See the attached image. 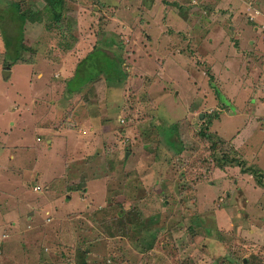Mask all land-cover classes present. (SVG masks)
Segmentation results:
<instances>
[{
	"label": "rangeland",
	"instance_id": "1",
	"mask_svg": "<svg viewBox=\"0 0 264 264\" xmlns=\"http://www.w3.org/2000/svg\"><path fill=\"white\" fill-rule=\"evenodd\" d=\"M46 1L50 8L52 2ZM72 1H80L79 6L87 4L83 6L88 7L83 15L86 12L92 15L91 18L86 16L89 22L81 17L84 24L79 27L76 4L77 19L73 21L81 29V37L97 42V46L113 40L115 44L109 42L111 47L123 50V70L128 67L129 78L124 84L114 81L115 85L110 88L107 82L98 81L95 86H85L72 94L66 93V83L62 85L65 103L59 106L56 117L52 115L56 127L51 132H58L57 127L64 128L60 133H65V129L77 132L87 127L82 118L90 115L92 121L96 119L91 129L97 127L93 133L97 134L96 139H90V145L78 146L75 140L58 138L54 146L38 143V152L33 149L28 165H25L24 148L18 150L20 159L15 169H10L9 160H0V177L3 178L0 264H264V80L257 78L248 82L247 79L264 69V20L256 24L259 31L256 30V20L249 16L253 8H249L247 23L252 30L242 27L234 34L226 32L224 42V34L219 33L218 38L214 27L209 29L203 21L212 19L218 27L232 23V17L226 13L228 7L223 8L227 3L224 0H198L207 13H201L204 15L201 21L176 15L183 4L178 0H127L137 8L132 12L126 11V0ZM99 1L103 2L104 9L97 6ZM256 2L263 5L264 0ZM13 8L18 15L16 21L14 16H4L0 11L3 15L0 26L8 32L10 41L13 33L16 39L19 37L20 22L25 35L30 20L36 21L38 17V12L31 7L14 4ZM55 10L61 14L62 5ZM64 12L65 9L63 15ZM55 13L53 9V15ZM155 16L163 20L162 26L152 19ZM196 16L200 18L198 11ZM60 18L54 17L56 21ZM49 19L57 31L59 22L53 21L51 14ZM128 25H132L129 33ZM31 28L36 27L31 25ZM29 35L21 41L25 43L28 37V44L39 43L35 38L41 35L35 31ZM206 38L209 41L205 42ZM246 39L255 42H244ZM94 52L81 49L82 61H101L99 67L119 61V51L100 54L99 58H96L99 53ZM12 53L10 51L8 57ZM134 61H146L150 73L156 71L157 75H145L146 69L134 66ZM175 61L183 64L182 70L174 69ZM186 61L189 64L186 65ZM240 61H247L250 68ZM51 63L45 66L47 70L54 67ZM65 64L69 66L71 61ZM37 66L12 67L9 94L0 106V124L8 120V108L14 101L17 117L28 115L30 110L36 114V124L47 117L33 101L35 93L47 85V78L37 80ZM208 66L222 91L232 90L230 99L210 86ZM67 70H73V66ZM1 82L7 84L2 78ZM215 98L228 103L254 101L255 108L247 103L246 111L263 115V120L245 112L237 118L232 104L228 110L224 109L228 107L226 104L202 105L203 99ZM26 99L31 100L30 103ZM51 105L47 101L48 112H53ZM214 107L220 111L204 127L198 115L205 108L212 112ZM104 108L107 112L112 109L113 115L122 111V120L112 121L101 115ZM255 116L256 122L250 121ZM231 118L232 123L228 122ZM232 126L242 132L235 133ZM6 128L9 130V126ZM201 128L225 140L218 144L220 154L235 148L233 155L249 160L246 158L244 165L234 161L228 168L221 169L211 155L209 141L199 134ZM119 129L125 130L132 146L118 139ZM171 129L177 144L185 147L180 154L173 149L174 144L165 141ZM82 132L88 130L85 128ZM108 133V139L104 140ZM232 135L241 136L237 138L240 142L244 138L239 148L231 142ZM164 136L167 137L164 139ZM37 137L41 138L42 133H37ZM0 145L7 150L4 142ZM15 152L14 148L9 149L5 155L10 157ZM44 163L57 166L49 187L37 178ZM248 166L259 171L257 175L248 174L244 188L232 175L235 172L245 176L247 173H242L241 168ZM27 168L32 180L24 177ZM23 169L26 170L22 173H14ZM50 173L45 175V182L51 179ZM83 178L86 179L84 191L67 190L72 183L81 179L84 182ZM245 182L242 179V184ZM182 183L185 188H181ZM234 191H241L237 193L238 203L234 202ZM51 192L56 199L53 203L49 198ZM184 195L188 199L185 206L182 204Z\"/></svg>",
	"mask_w": 264,
	"mask_h": 264
},
{
	"label": "crops",
	"instance_id": "2",
	"mask_svg": "<svg viewBox=\"0 0 264 264\" xmlns=\"http://www.w3.org/2000/svg\"><path fill=\"white\" fill-rule=\"evenodd\" d=\"M51 1V0H50ZM221 1V0H220ZM227 3H225L223 5V8L225 6L228 7V11L226 12L227 14H229L228 17H232V23H227L226 25L221 24L220 27L216 26V23L212 21V19L210 21L203 20L204 15L201 14L204 12V7L202 6V4L198 1V0H178L179 2H182L183 4L179 7L180 10L176 11V15L178 16H182L184 19L187 18H193V21L196 20H203L205 22V25L209 27V29L211 27H214V30L216 31L217 37L219 38L221 36V34H224V42H225V34L226 32H233V34L235 32H238L240 30V28L242 27H246V29L252 30V26H250L247 22V10L249 8H251V4H254L252 6V8L254 9V13L251 14L249 13V16L252 18H254L256 20L255 23V29L259 31V27L258 25H256L257 23H261L263 22L262 20H264V9H263V5L259 4L258 2L254 1V0H224ZM17 3L18 6L20 7H31L32 10H36V12H38L36 15L38 16L36 21H31L28 23V27L26 28L25 31V35L26 36H31L29 35V32L31 31H35L37 34H39V36L41 35V37L39 38H35V42H39V43H34V45H30L28 44V40L29 38L27 37V39L25 40V43L22 42V44L24 45L25 49L23 51V53L25 52V54H22V56H19L18 58H16L17 56V51L14 50L13 53L11 54V56L8 57L9 52L11 51V49H8L6 46V42L5 39L10 41L9 39V34L8 32L6 33V31H4L3 27L0 26V106H1V102L3 100H7V96L9 94V81L13 75V69L15 65H23V66H27V67H32L34 65H38L37 66V71L39 73H37V80H45V82L47 81V85L44 89V87H42V89H40L39 91H37L35 93V100H33L36 104V108L39 109V111H42L46 114V118L41 119V122H39L38 124L35 123V119L34 117H36V114H32L30 112H32L30 110V112L28 113V115L24 116V117H17L16 116V101H14L13 103H11L8 108V120H6L4 122V124H0V132L4 133L2 136L0 134V144H5L6 149H3L0 145V154H1V161L5 162L6 160L10 161V169H15L17 168V164H18V160L20 159V156L17 155L18 150L24 148L25 149V153L27 154V159H26V164L28 165L29 160L32 156L33 158V153L38 152V149H36L37 144L39 143V145H57L59 140H56L58 138H63V139H68L70 141L75 140L78 142V146H88L92 143V141H90V139H96L97 134H93L95 131H97V127H94L93 129H91L93 127V123L92 122H96V119H94L93 121L90 118V115L82 118L83 119V123L86 130H88V132L84 133L82 132L85 128H80L78 129L77 132H72L71 129H65L66 132L65 133H60L64 128L63 127H57V130H59L56 133L51 132L54 127H56L54 125L53 122V117H56V114L59 111V106L62 105L63 103H65V95L67 94H72L75 93L77 91H80L83 87L85 86H92V84H94V86L96 85V83L98 81H105L108 83V81L106 80V76L114 71L119 72L118 74L123 76V82H127L128 81V67L127 69L123 70V50L122 48H119L118 46L115 47H111V43L115 44L113 42V40H109L108 42L105 43H101L100 45L97 46V42L94 43L93 41L86 39L85 37H81L82 33L79 31L81 30L80 28L77 27V23H75L73 21V19H77V10L79 11V23L78 26L81 27L82 24H84V22H81V17L84 16V18L87 19V17L91 18L92 15L90 14H86L83 15V13L85 12L84 10L88 9V7L85 9L83 8L84 5L87 4H83L82 6H79V4L81 5L80 1L79 3H75L72 0H63V3L60 5H55L50 4V8H48V3L46 0H0V11H2V13H4V16H14L12 17L13 19H15L16 21V16L17 15V11L15 12L14 7V3ZM52 2V1H51ZM126 4L128 6V8L126 9L127 12H132L134 10H136L137 8L135 7V5L133 4V2H129L126 0ZM20 3V4H19ZM76 4L78 5V9L76 10L75 8L77 7ZM62 5V12L60 14L61 18L59 21H56L54 19V15H53V9H57V7H60ZM178 5V4H177ZM73 6V8L71 7ZM90 6V5H89ZM100 8L104 9L103 6V2L99 1L98 5ZM95 6V7H97ZM169 7V6H168ZM239 7V8H237ZM171 8V7H169ZM262 8V9H259ZM65 9L64 15H63V11ZM76 10V11H75ZM100 11V10H98ZM197 11L200 13V18L196 16ZM262 11V12H260ZM56 12V10H55ZM142 13V12H141ZM140 13V15H141ZM205 13V12H204ZM261 13V14H260ZM50 14L52 15V18L54 19L53 21L55 22H59V26L57 31H55V28L52 27L50 25ZM207 14V13H205ZM40 15V16H39ZM90 15V16H89ZM233 15V16H232ZM87 16V17H86ZM0 17H3V15H0ZM42 17V18H39ZM63 17V18H62ZM148 18V17H147ZM34 19V18H32ZM150 19V18H148ZM154 21H156L158 23V21L160 22V25H163V20L160 19V17L155 16L154 18H152ZM262 19V20H261ZM29 21V20H28ZM137 21V20H136ZM135 21V22H136ZM87 22L88 19H87ZM132 25H128L126 27L127 29V33H129L128 30H131L132 27H134V24ZM27 24V23H26ZM25 25V24H24ZM31 25H33V27H36L35 29L31 28ZM159 25V28L161 27ZM26 26V25H25ZM24 26V27H25ZM132 26V27H131ZM145 26H148L147 23H145ZM226 26V27H225ZM24 29V28H23ZM22 32V30H21ZM221 33V34H219ZM45 36H42V35ZM231 34V33H229ZM237 36H240L239 38H241L240 33H237ZM25 35H23L22 37L24 38ZM32 35L34 36L35 34L32 33ZM210 36V35H209ZM12 37V41H16V37L15 34L13 33L11 35ZM209 39H212L210 37H208ZM206 38V41H209V39ZM37 39H40V41H37ZM221 40V39H220ZM220 40L218 41L217 46L220 43ZM244 42H255V40H243ZM18 42V41H16ZM111 42V43H109ZM41 44V45H40ZM119 45V44H116ZM118 48V49H117ZM81 49H88L89 52L95 51L94 53H99L98 55H96V58H99L100 54H108V52L110 51H119L120 54L119 56V61H117L116 63H113V65H107L106 66H102L99 67V63L101 61H82L81 59V55H80V50ZM99 49V50H97ZM114 49V50H113ZM241 51V49L239 50ZM236 55L238 56V54L236 53ZM244 55L241 51V56ZM117 56V57H118ZM180 58H182L181 55H179ZM240 57V56H238ZM226 59V56L223 58V60ZM96 60V59H95ZM244 60V58H243ZM54 61V62H52ZM65 61H71V66H73V70H67L69 66H67L65 64ZM52 62V63H51ZM87 62V63H85ZM225 63L228 62V64L231 63V61H223ZM52 64V68H50L49 70H47L45 68V66H48V64ZM240 63L242 65L247 64L246 68L249 67L247 61H240ZM175 66L174 69H178V70H182L181 68H183V64L181 62L175 61ZM185 64H189L187 63V61L185 62ZM134 66L138 67V68H145L146 71H148V73H146L145 71V75L151 76L154 75L156 73V71H154L153 73H150V71L148 69H150L149 65H147L146 61H134ZM185 66V65H184ZM212 67V65H210ZM13 67V69H12ZM211 67L208 66L207 68V75L209 76V84L211 87H215L217 88V93H219L222 97H227V98H231L232 96V90L230 89L229 91H226L227 93H225L224 91H222V86L219 87V85H217V83L215 82V71L214 68L212 67V72L214 73V75L211 73ZM244 67V66H243ZM134 68V67H133ZM250 68V67H249ZM173 69V70H174ZM125 71V72H124ZM235 71V70H234ZM56 72V73H55ZM185 72H188L185 70ZM190 73V71H189ZM243 73V71H242ZM56 74V75H55ZM157 75V73L154 75V77ZM247 77V76H246ZM1 78L7 82V84H3L1 82ZM49 78H51L49 80ZM257 78H262L264 80V69L261 68L258 72L257 75H253V76H248L247 79L250 81H254ZM56 80V82H55ZM84 82V84H82L79 88V90H76L74 92L70 91L68 89V83L71 82L75 85H79L81 82ZM66 86V93H64L63 89H62V85ZM122 83V84H124ZM37 86V85H35ZM107 86V85H106ZM109 87V86H107ZM110 88V87H109ZM121 88V86H120ZM119 88V89H120ZM255 88V86H254ZM112 90V88H111ZM239 96V95H238ZM264 96V95H263ZM202 97V96H201ZM244 98V97H243ZM246 99V98H244ZM243 99V100H244ZM26 101L28 103H30L31 100H27ZM47 101H49L52 105V110L53 112H48L47 109L45 108L47 105ZM202 105L205 106H212L213 104H226L228 107L224 106V109L228 110L229 109V104H232V106H234L235 108V112L237 114V118L240 117V113L241 112H245L247 115L250 114H255L252 112H247L246 109L248 107V105L250 104L253 108H255L256 103L253 101L251 102L250 100L245 103H243V101H238L237 103H231V101L225 102L223 101L222 98H215V99H211V100H202ZM208 102V103H207ZM200 105V104H198ZM245 105V107H244ZM79 106V104L77 106H75V108H77ZM61 108L63 109V106H61ZM29 109H31V107H29ZM213 111L209 112L208 109H204L201 110L199 113V121L200 124L201 122H203L204 124H202L204 127H207L209 125V123L211 122L212 119L215 118V113L220 111L217 107L212 108ZM110 112V113H109ZM107 112L106 108H104L103 112L101 113V115H105L107 116L109 119H111L112 121H118V119H121V115H122V111L119 112L116 115H113L112 109H110V111ZM254 112V110H253ZM34 113V111H33ZM257 117L261 118L263 120V115H258L255 114ZM213 116V117H212ZM256 116L250 120V121H255L256 122ZM28 117V118H27ZM122 120V119H121ZM38 122V121H37ZM228 122H233L232 118L228 119ZM50 124L51 125L50 127ZM7 126H9V130H7ZM237 127H233L232 126V130L236 129ZM119 134L118 139H120L122 142L129 144L130 146H132L133 144L130 143L129 139H128V135L126 134L125 130L123 129H119ZM74 131V130H73ZM235 133H241L242 129H236L234 131ZM37 133H42V137L38 138L37 137ZM203 133H206L202 130V128L199 130V134L202 135V137H204L207 141H209L211 148H210V152L211 155L214 157V155L216 153H219V146L218 144L220 143L221 145V141L224 143V139L221 137H218L217 135L213 134V133H207V137L203 135ZM101 134H104L103 132H101ZM211 134L213 135L214 139H210L209 135ZM113 137H116L115 134H111ZM175 133H173V130L171 129L170 132L168 133V137L164 136V139L166 138L165 141L168 142V144L173 143L175 145L176 143V139H175ZM57 136V137H55ZM102 138V135H99ZM109 133L105 136L108 139ZM232 140L231 142L236 146V148L240 147V143L245 141L244 138L243 140L240 142L237 138H240L241 136H234L232 135ZM103 140V141H104ZM173 140V141H172ZM62 147H64V143H62ZM69 145V142L66 143ZM247 144V143H246ZM61 147V148H62ZM215 147V150L214 148ZM15 149V153H11L10 157L9 155H5L8 153L9 149ZM35 148V149H34ZM60 148V149H61ZM35 151H34V150ZM232 149V148H230ZM34 151V152H33ZM233 152L236 151L235 148L232 149ZM53 154H59L57 152H53ZM50 155V158L52 157V155ZM55 157V156H54ZM245 161L247 162V159L249 160L248 157H244ZM247 158V159H246ZM215 159V158H214ZM217 161V160H216ZM245 162V163H246ZM19 165V164H18ZM231 165L228 162L225 163L224 168H228V166ZM20 167V166H19ZM250 168H255L254 166H248ZM24 170H15V172H19L22 173V171L24 172ZM57 171V166H50V164L44 163L41 165L40 167V173L39 176L37 177L40 180V183L44 184V185H48L52 178L55 176ZM50 173L51 175V179H49L48 181L45 182V175L48 173ZM241 172L242 173H247L245 176L243 174L240 175H236L235 172H233L234 175H232L234 177V180H236V178L238 179L240 185L242 187H246V185L248 184V180H247V176L248 174H250L249 176L255 175L254 172L250 171V173L245 172L242 168H241ZM30 171L29 168H27L26 170V176H24L26 179H31L32 177L29 178ZM236 175V176H235ZM231 176V177H232ZM238 176V177H237ZM22 177V178H24ZM87 177V176H86ZM254 177V176H253ZM242 179L245 180L246 182L244 184H242ZM237 181V180H236ZM39 182V181H38ZM0 185H3V178L0 177ZM0 186V190L2 189ZM234 188L236 185H233ZM49 187V186H46ZM243 188V189H244ZM228 189H225V191H227ZM231 192L228 191V193ZM241 191H234L233 194L235 195L234 197V202H237V197ZM221 193V191L219 192ZM237 195V196H236ZM73 197V195H71L70 197H68L69 200H71ZM51 202L53 203L55 200L52 197V192L51 195L49 196ZM217 200V198H216ZM51 206V204H50ZM54 208V205H53ZM52 209V207H51ZM221 209V208H219ZM224 221V219H223Z\"/></svg>",
	"mask_w": 264,
	"mask_h": 264
},
{
	"label": "trees",
	"instance_id": "3",
	"mask_svg": "<svg viewBox=\"0 0 264 264\" xmlns=\"http://www.w3.org/2000/svg\"><path fill=\"white\" fill-rule=\"evenodd\" d=\"M52 1V4H55L56 6L57 5H60V4H62L63 3V0H51ZM14 4H16V5H18L16 2L14 3ZM250 9H252V7L250 8ZM248 11V10H247ZM54 13H55V9H54ZM250 13L251 14H253L254 13V9H253V11H250ZM20 17V16H19ZM54 17L55 18H60L61 16H60V13H55L54 14ZM20 19H22V20H24V18H20ZM24 23H25V20H24ZM24 23H23V25H24ZM0 24L2 25L3 24V20L1 19V17H0ZM20 29L23 31V27H22V23L20 22ZM23 36V34H22V32H19V37L17 38V40H18V42H16V41H9V40H7L6 38H4L5 39V42H6V46H7V48L8 49H11V51H14V50H16L17 51V56H16V58H18L19 56H22V54H23V51H24V49H25V47H24V45L22 44V37ZM119 72H117V71H114V72H112V73H110V74H108L107 76H106V80L108 81V83L106 84L107 86H110V85H115V82L114 81H116V82H121L120 84H122V83H124L123 82V76H121V75H119L118 74ZM82 84H84V82L82 81L79 85H75V84H73V83H71V82H69L68 83V89L70 90V91H72V92H74V91H76V90H79V88H80V86L82 85ZM203 135L204 136H206L207 137V133H203ZM209 135V137H210V139H214L213 138V135H211V134H208ZM173 141V140H172ZM171 144H173V143H171ZM179 145L180 144H177V141H176V143H175V145H173V149L175 150V152L177 153V154H180V152L182 153L184 150H185V147L183 146V145H180L181 146V151L178 149L179 148ZM214 148V150H215V147H213ZM214 158L218 161L217 163H218V166L220 167V168H223L224 167V165H225V163H229V164H232L234 161L236 162H238V163H240V164H245V159H242V158H240L239 156H237V155H233V151L232 152H227V153H224L223 152V154H220V153H216L215 155H214ZM242 169L245 171V172H248V173H250V171H252V172H254L256 175H257V173H258V169H256V168H250V167H242ZM83 180H84V182L82 181V179L81 180H79L78 182H75V183H72L70 186H67V190L69 191V192H75V191H84L83 190V187L85 186V181H86V179L85 178H83ZM51 184V182L48 184V185H46V186H49ZM186 187V185H185V183H182V185H181V188H185ZM188 201V199H187V197L184 195V197H183V200H182V204H183V206H185V204H186V202ZM97 239H101V236H99V238L97 237ZM256 259L258 260V256H256ZM250 264H255V263H250Z\"/></svg>",
	"mask_w": 264,
	"mask_h": 264
},
{
	"label": "clouds",
	"instance_id": "4",
	"mask_svg": "<svg viewBox=\"0 0 264 264\" xmlns=\"http://www.w3.org/2000/svg\"><path fill=\"white\" fill-rule=\"evenodd\" d=\"M84 197V196H83ZM83 199V198H82ZM83 200H86L87 201V199H83Z\"/></svg>",
	"mask_w": 264,
	"mask_h": 264
}]
</instances>
